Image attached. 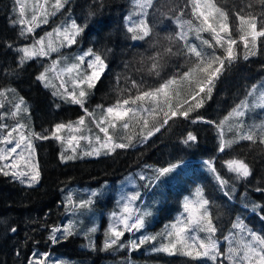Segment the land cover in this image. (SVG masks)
<instances>
[{"label":"trees","instance_id":"obj_1","mask_svg":"<svg viewBox=\"0 0 264 264\" xmlns=\"http://www.w3.org/2000/svg\"><path fill=\"white\" fill-rule=\"evenodd\" d=\"M184 2L185 0H154L153 7L148 9V21L152 27L151 37L132 40L131 34L127 32L129 23L127 18L131 15L134 20L138 19L135 15L137 11L135 0H70L62 8L66 11V15H56L53 21L55 22L59 17L58 23L64 24L74 19L77 24L83 26L84 31L77 38V43L71 47H61L59 52H53L49 57L28 60L20 66L21 54L16 49L31 42L40 30L21 36V27L12 23L14 18H19L13 0H0V89L15 90L8 95L7 100H2L3 97H0V102L5 105L0 112H10L14 104L19 102V98L23 97L28 112L14 118L16 123L21 121L37 132L57 123L75 122L84 116L85 123L76 135L88 134L91 140L99 135L104 139V134L93 124L92 117L87 116L79 105L65 102L60 96L53 94L55 91H62L58 83L54 81L55 88L52 89L50 85L43 86L36 77L62 54L66 56L61 59L60 71L73 63L79 53L88 49L99 53L105 61L106 69L95 83V87L90 90L84 107L93 113V117L105 118V114L97 106L106 109L116 105L117 100L127 99L129 95L135 96L137 92L132 89V80H136L138 84L142 82V90L155 89L192 66L194 57L172 55L165 57L164 67L159 76L147 71L150 67L148 58L168 46L166 37L174 36L178 31L173 13L176 11V6H182ZM217 2L230 13L233 10L245 9L257 16H264V0H217ZM248 5H251L250 9ZM183 19H192L190 10ZM237 23L238 21L232 20L233 25ZM239 35L233 27L232 38L238 40L236 51L239 58L215 81L211 98H204L203 107L191 112L188 119L172 118L167 125L160 128L159 132H154L142 142L143 136H147L149 131H154L163 124L164 113L169 112V106L166 105L164 108L162 103L154 105L150 102H137L139 108L147 109V111L138 109L137 120L129 121L126 117L124 121H119L107 117L108 121L115 124V128L113 129L108 123L102 125L109 127V134L113 136L115 143H127V138L131 136L134 146L126 149L118 148L109 154H103L102 150L99 156H87L83 155L82 152L85 151L81 150V147L84 143L80 142L73 146L76 148L77 158L61 161L62 142L53 138L37 140L34 143L35 163L38 164L40 171V180L37 183L24 187L0 173V220L13 222V225L24 228L20 232L24 240H18L19 245H16L21 246L24 241L28 257L33 250L49 253L48 264H56L57 261L60 264H200V261L180 254L169 255L151 251L153 246L160 247L158 244L165 240L164 236H159L156 241L132 250L128 248L125 232L120 238V242L125 247L117 245L103 250L105 233L102 234L97 227L91 240L86 233L90 228L88 223L72 218L71 213L68 215L66 195L70 190L99 188L105 183L116 182L127 173L136 174L135 179H138L137 183L141 189L144 187L143 179L146 180L148 196L153 197L158 194L162 199L153 208V219L158 227L153 235L166 233L168 230L166 226L171 225L173 216L181 210L182 198L186 197L183 193L188 191L187 195L193 197L198 189H202L204 197L210 201L209 211L218 228L216 238L222 251L226 252L229 247L224 237L233 231L232 224L237 217L243 220L249 229L264 235L261 213L259 209L255 213L252 211L253 204L264 206V192L256 190L264 188V144L259 143V136L264 133H261L259 128L254 129L257 132L255 143L238 140L236 129L234 127L232 131L228 129L231 125L239 123V120L230 118L224 124V139L236 140V142L223 152L218 150L220 133L216 125L224 121L225 117H228L242 102H247L251 108V104L258 103L259 94L264 92V38L258 40L257 48L251 49L256 54L244 60L243 56L246 53L242 42H239ZM202 36L211 39L209 33H202ZM53 38L56 39L55 36ZM189 40L211 52V49L200 45V41L194 35L190 36ZM221 52V49H217V55ZM63 74L61 72L63 78H68L74 73ZM253 85H256V92L249 96L248 93L253 90ZM191 91V87L187 84L177 86L176 92L170 93L172 110H175L177 104L181 109H186L188 104L192 103L189 98ZM200 95L204 96L203 93ZM185 100H188V104H185ZM251 110L252 114L258 115L254 116L251 123L246 116L240 118L243 121L242 132H247L253 126L264 125V107L257 106ZM197 116L215 123H192ZM145 119L148 121L147 126L144 125ZM124 122L129 124L127 129L122 126ZM189 132L196 135L197 142L185 145L182 141ZM91 146L94 148L93 143ZM232 159H240L247 163L252 175L247 179H237L236 174H226L225 163ZM199 160L211 162L219 176L228 182L227 185L221 186L217 181L200 180L198 187H194L195 191L186 190L187 188H182L177 183L179 180L176 182L175 176L170 173L174 182L169 188L164 187L161 190L160 180L149 186V178L154 176L155 169L167 167L170 163H179L180 167L176 170L181 173L183 167H191V170H195L202 164ZM83 198L84 194L81 193L79 200ZM103 204L104 199L99 203L94 202L92 209L97 212L99 208L105 206L100 207ZM180 212L183 214L182 211ZM70 220L75 221V234L61 240L60 243L52 244L49 239L52 227L62 226ZM34 223L37 225L34 226ZM141 233L149 235L146 230H141ZM90 242L94 243V248L89 246ZM14 252V249L2 245L0 264H24L20 255L16 260H12ZM225 264H228L227 260Z\"/></svg>","mask_w":264,"mask_h":264},{"label":"snow or ice","instance_id":"obj_2","mask_svg":"<svg viewBox=\"0 0 264 264\" xmlns=\"http://www.w3.org/2000/svg\"><path fill=\"white\" fill-rule=\"evenodd\" d=\"M47 2L48 0H44V4H47ZM37 3L39 11H34L31 20L26 21L24 18L25 6L22 0H15V4L18 6L19 18H14L12 23L21 27V36L33 34L35 27H38L39 23L47 24L48 17L55 15L56 12L64 8L67 0H55V3L51 5L52 12H48L43 4H39V0H37ZM153 4L154 0H135L137 9L135 15L138 19L134 20L131 15L127 18L129 22L127 32L131 34L132 40H144L145 38L151 37L152 27L148 21V9L152 8ZM248 8L250 9L251 5H248ZM188 10L191 12L192 19L184 20L183 17L188 14ZM173 15L177 21L178 31L174 36L166 37L169 42L168 46L148 58L150 67L147 71L150 74L159 76L164 67L165 57L172 55L194 57L195 60L192 62V66L182 74H177V76H173L161 83L155 89L142 90V82L138 84L136 80H132V89H135L137 92L135 96L129 95L127 99L117 100L116 105L107 107L106 109L98 105L97 108L105 114V118L98 121L96 127L104 134V139L101 140V137L97 135L95 141L99 147L91 148L90 151L84 152L83 155L99 156L102 150L103 154H109L118 148L126 149L134 146L131 136L127 138V143H115L113 136L109 134V127L102 125L108 123L113 129L115 128V124L108 121L107 117L119 121H124L126 117L129 121L137 120L139 116L138 109L140 111H147V109L139 108L137 102L157 104L158 98L162 95L164 102L169 106L170 112V115L169 112L164 113L165 119L163 120V124L155 128L154 131H149L147 136H143L142 142L151 137L154 132H159L160 128L167 125L170 119L180 117L188 119L191 112L203 107L204 98H211L215 81L239 58L236 51L238 40L232 38L233 27L240 34L239 42H242L246 53L243 56L244 60L256 54L251 49L257 48L259 46L258 40L264 38V16H257L255 13L246 11L245 9L233 10L230 13L220 6L217 0H185L182 6H176V11H174ZM232 20H236L238 23L233 25ZM83 31L84 27L77 24L74 19L70 23L58 25L52 31L47 32L44 36L35 40L32 44L24 45L16 49L21 53L19 65L22 66L26 61L36 57H49L53 52H59L61 47L75 45L77 38ZM202 33H209L211 39H205ZM192 35L200 41V45L211 49V52L206 51L204 47H200L196 43H191L189 37ZM53 36L56 37L55 40H53ZM174 46L176 48L175 51ZM217 49L222 50L221 54L217 55ZM61 62V59L54 60L52 66L46 67L36 79L45 83L46 86H49L48 73L55 71L56 66ZM105 69L106 64L102 56L92 49H88L83 54L75 57L73 63L61 69L62 73H68L69 75L75 73V77L71 79V90L65 86L66 81L61 80L59 87L62 91L58 90L53 94L60 96L65 102L79 105L87 116L92 117L93 113H90L84 105L90 90L95 87V83L99 81ZM181 84H187L191 87L192 91L189 98L192 103L188 104V100H185V104H188L186 109H181L180 105L177 104L175 110H172V95L170 93H175L176 87ZM14 92V89H0V97L7 100L8 95ZM255 92L256 85H253V90L248 95L252 96ZM201 93L204 94L203 97H201ZM257 101L258 103H254L251 107H264V92L259 94ZM4 107V103L0 102V109ZM249 107L250 105L247 102H242L233 109L228 117H225L224 121H220L216 125L220 133L219 151H225L226 148H230L236 142V140L224 139V124L230 118L239 120V123L231 125L228 129V131H232L233 127L236 129L238 140H247L255 143L257 132L254 129L259 128L260 132L264 133V125L253 126L247 132H242L243 121L240 118L246 116V111ZM27 112V105L23 97H20L19 102L14 104V109L10 115L16 118L21 113L27 114ZM8 115V112H0V145H4V147H0V161H8L11 157V163L0 165V173L4 176L19 179L21 183H27L29 186L40 180L39 166L33 162L35 153L33 141L36 139L48 140L53 138L63 143L64 137L60 135L62 130L67 129L72 133L79 132L85 123V117L81 116L75 122H69L68 124L57 123L54 125L50 134H42L33 131L28 124L21 121L9 127L4 122L8 118ZM198 122L215 123L214 121H205L200 116L192 120V123ZM147 124L148 121L145 119L144 125L147 126ZM122 126L124 129H127L129 124L128 122H124ZM5 132L6 134H3ZM79 140H87L89 145L92 144L91 138L86 135H70L67 143L71 147L74 142L78 143ZM182 142L185 145L194 144L197 142V137L189 132ZM259 143L264 144V134L259 136ZM72 152L73 155H68L62 151L60 154L61 161L76 159L75 147H72ZM21 161L24 167L29 169L28 171L20 170ZM205 163L216 175L219 184L226 186L228 182L216 173V169L212 166L211 162L206 161ZM227 165L229 171L236 174L237 179H247L252 175V170L243 160L232 159L227 162ZM179 167V163H170L167 167L155 169L154 176L149 178V186L160 180L161 177L173 173ZM141 178L143 179L144 177ZM256 190L264 192V188H257ZM225 194L227 195L228 193ZM96 196L97 192L94 191L91 193L89 199L75 201L69 195L67 198L68 210L72 212L88 210L93 205V198ZM140 197L141 194L136 192L121 198L120 209L111 213V221L105 233L106 239L103 250H108L117 245L119 247H125L120 242V238L124 236L126 231L139 232L145 228L146 218L151 213L148 211L141 212L140 209L133 207L134 203ZM209 205L210 201L204 197L202 189H198L195 194V199L185 198L184 210L187 215L183 219H178L175 223L166 226V229H168L166 233L142 235L138 242L135 240L131 241L130 248L132 250L139 249L146 243L156 241L159 236H164L167 242L162 243L160 247L154 248V251L164 252L169 255L180 254L190 257L192 260L200 261V264H208V262H211V264H225V260L228 261V264H264V235L249 229L239 217L232 224L233 231H230L228 236L224 237L225 241L229 244L227 251L221 250L219 241L216 238L218 228L209 211ZM258 209L261 213L260 219L264 221V206L252 205V211L254 213ZM11 231L16 232L17 229L13 227ZM95 231V227L89 229L90 233H94ZM74 234L75 221L70 220L62 226H53L49 239L52 244H57L61 240L67 239ZM89 246L92 248L95 247L94 243L91 242ZM49 255L47 252H35L32 258L28 259L27 264H48ZM56 264H60V262L57 261Z\"/></svg>","mask_w":264,"mask_h":264},{"label":"rangeland","instance_id":"obj_3","mask_svg":"<svg viewBox=\"0 0 264 264\" xmlns=\"http://www.w3.org/2000/svg\"><path fill=\"white\" fill-rule=\"evenodd\" d=\"M70 0H67V2H69ZM14 4H15V0H13ZM22 3L25 6V14H24V18L26 19V21H30L31 20V16L34 13V11L38 12L39 11V7H38V3L37 0H22ZM55 3V0H48L47 4H44V0H39V4H43L45 9H47L48 12H52L53 9L51 7L52 4ZM16 7V11L18 13V6L15 4ZM56 15L58 16H65L66 15V11L63 9H60L58 12H56L55 15H51L48 17V23L44 24V23H39L38 27H35L34 30L38 29L40 31H38V34L34 35L35 37L33 38V40L25 45L28 44H32L35 40L39 39L41 36H44L46 32H48L50 29H54L55 27H57L58 25H61L58 23V19L54 22L53 20L55 19ZM65 24V23H64ZM45 25H47V27H45ZM54 39V38H53ZM24 45L20 46L23 47ZM21 54V53H20ZM83 53H79V55H81ZM64 56L66 55H60L58 57V59H63ZM54 60V59H53ZM53 61L51 62V64L49 65L52 66ZM45 70V68L43 69V71ZM42 71V72H43ZM63 74V73H62ZM64 76V74H63ZM63 76L61 75V71L59 69V65L56 66L55 71L53 72H49L48 73V77H49V81H48V85H50V87L53 89L55 88L53 85V82L55 81L56 83L59 84L60 86V82L61 80L66 81L65 86L67 88H69L71 90V79L75 77V73L68 77V78H63ZM43 86L46 87L45 83L41 82ZM60 89V88H59ZM62 90V89H60ZM2 100H4V98H2ZM158 103H162L161 105L164 106V108L166 107V105H168L167 103L164 102V97L161 95L158 98ZM155 105V104H154ZM253 105V104H251ZM251 108H256V107H251ZM251 108L247 109V114H246V118L249 119V122L251 123V120L254 118V116L256 117V115L254 113L252 114V110ZM14 109V107L11 108L7 121L5 120L4 122L7 123L9 125V127H12L15 125V121L14 118L10 115L11 111ZM103 118H96L92 116V121L93 124L96 126L97 122L100 121ZM63 123V122H61ZM55 125V124H54ZM54 125L52 126H46L42 129H40L39 131H37V133H42V134H50L51 130L54 128ZM75 126V125H74ZM94 126V128H95ZM92 128V127H91ZM93 129V128H92ZM99 130V129H98ZM34 131V130H33ZM36 132V131H35ZM77 132L72 133L69 132L67 129L62 130L60 135L64 137V142L62 143V151L66 152V154L68 155H72V147L76 146L77 144H79L80 142H83V146L81 147V150L86 151H90L92 146L89 145L87 140H79L78 143L74 142L73 145L70 147L67 143V139L70 135H76ZM3 134H6L3 133ZM86 136L90 137L88 134H86ZM39 139H36L33 141V143H35V141H37ZM56 140V139H55ZM103 140V137L102 139ZM93 143V147H99V145L96 143L95 139L92 140ZM0 147H4V145H0ZM84 153V152H82ZM91 156H96V155H91ZM35 162V154H34V161ZM4 163H11V157L9 158L8 161H0V165L4 164ZM205 163V161H204ZM20 170L22 171H28L29 169H27L26 167H24L23 162H20ZM208 165L205 163L198 165L195 170H191V167H183L180 171L181 173H179V171L175 170L173 173V176H175L176 178V182L177 180H179V183L182 188L186 187V190H192L194 189V187H198V184L200 183V180H205L207 182H212V181H217V183L219 184L216 175L211 171L208 170L206 168ZM217 173V171H216ZM225 173L226 174H234V172L229 171L228 169V165L227 163H225ZM171 174H168L164 177L160 178V189L163 190L164 187H170V185H172V183L174 182L173 180H171ZM136 174L135 173H127L125 175H123L119 180H117L116 182L112 183V182H108L105 183L103 185H101L99 188H75L69 191V193L66 195V197L68 198L69 195L72 196L73 200L75 201H80L79 199L81 198V193L84 194V198L81 200H87L89 199V197L91 196L92 192H97V196L93 198L94 202H101V200L104 199V204L101 205L100 207H104L103 208H99V211H94L92 208L94 207V205L91 206L90 209L88 210H84L82 211H76V212H70V210H68V215L71 213L72 218H78L80 219L79 222H87L88 223V228L86 230V233L89 237H91V240H93V235L96 233V231L94 233H90L89 229L95 227H99L100 228V232L106 233L107 229L109 228L110 225V221H111V213L114 211H118L121 207V198L122 197H126L128 195L134 194L136 192H139L141 194V197L139 200H137L133 207L138 208L141 210V212L143 211H148L151 213L150 216H148L146 218V224H145V228L142 230H146L149 235H153V232H155L157 230V226L155 223V220L153 219V208L158 205L161 202V197L159 198L158 194H155L153 197L152 196H148V191H147V183L146 180L143 179V184L144 187L143 189L140 188L138 182V179H135ZM13 180H15L19 185L24 186V187H28L29 185L27 183H21L19 179H14L11 176H7ZM187 179V182H186ZM34 185V184H33ZM32 185V186H33ZM152 185V184H151ZM220 185V184H219ZM80 189V190H79ZM85 189V190H83ZM196 189H194L195 191ZM184 191V190H183ZM187 193H189L188 191L186 193H183L184 196H186L185 198H191V199H195V195L193 197H189V195H187ZM172 195V194H171ZM181 196V195H180ZM185 198H182V204H181V210H179V213H175V215L173 216L172 220H171V224L175 223L178 219H183L187 214L185 213L184 210V203H185ZM183 214H181V212ZM84 218V219H83ZM83 219V220H81ZM13 223V222H12ZM14 224V223H13ZM4 225H6V222H4L3 220H0V230L5 232L4 229ZM37 224L34 223V226H36ZM122 227V226H121ZM2 233V232H0ZM142 236L141 230L139 232H127L126 231V240H127V244H128V248H130V242L135 240L138 242L139 238ZM3 236H1L2 238ZM167 241L164 240L162 241L160 244H158L159 246L162 243H166ZM157 246H153L152 249H150L151 251H154L153 249L156 248ZM131 249V248H130ZM36 251H30L29 253V257L27 255L24 256V264H27L28 259L32 258L33 253H35ZM145 264V263H142Z\"/></svg>","mask_w":264,"mask_h":264},{"label":"flooded vegetation","instance_id":"obj_4","mask_svg":"<svg viewBox=\"0 0 264 264\" xmlns=\"http://www.w3.org/2000/svg\"><path fill=\"white\" fill-rule=\"evenodd\" d=\"M12 225H13L12 222L6 221V225H4L5 232L0 230V232H2L0 233V247H2V245H6L9 249H14L15 252L13 253V257H12V260L14 261L17 259L18 255H20L24 259V256L27 255L28 251H26V246H24V241L22 242L21 246H18L19 242L24 240L23 235L20 236V232L23 231L24 228L22 229L20 225L18 227V225L16 224L13 226ZM13 227L17 229L16 232L11 231V228ZM1 236L3 237L1 238Z\"/></svg>","mask_w":264,"mask_h":264}]
</instances>
